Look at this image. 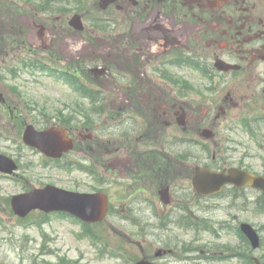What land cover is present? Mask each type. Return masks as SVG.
<instances>
[{
  "label": "rangeland",
  "instance_id": "rangeland-1",
  "mask_svg": "<svg viewBox=\"0 0 264 264\" xmlns=\"http://www.w3.org/2000/svg\"><path fill=\"white\" fill-rule=\"evenodd\" d=\"M45 17L46 15L40 14L38 20ZM27 34L28 42L26 44L18 41L17 35L13 31L9 35L3 30L0 31V65L3 68L17 66L18 60L27 52L32 54L31 60L49 62L63 69L69 67L68 61H53L50 54H46L45 51L35 46L31 41L33 38L31 29ZM5 65L7 66L5 67ZM262 69H264V64ZM1 75L4 76L5 83L10 85V88L6 89L0 85L2 98L5 100L6 106L10 105V107L7 108L1 103L2 101L0 102V153L13 158L19 168L15 178H7L0 174V264H129V260L140 256L136 245H128L126 234L124 236L113 234V229L106 223L94 226V230L100 231L98 234L103 237L104 243L112 249H116L118 244L120 246L121 243H124L128 253L124 257L115 255L113 252L106 253L103 250L105 244L101 245L103 242L94 244L88 237L83 236L79 224L58 218L52 213L50 220L43 223L42 226L35 223L23 225L10 206V198L23 190L47 184L82 192L102 190L109 194L113 204L111 215L152 214L151 208L130 204L135 202L137 191L129 189L132 186L144 187L158 194L157 198L160 199L159 193L168 194L166 190L170 186V191L175 188L172 199H175L176 203L179 198L186 197L188 192H194L191 179L194 176V167L198 164V155L203 162L206 160L217 162V166L221 169L233 166L245 167L264 174V90L259 88L262 80L256 79L255 76L252 79L253 83H238L239 80L245 79L244 76L238 79L219 77L208 81L200 78L196 71L188 68L181 70L169 65L162 68L160 75L162 79H152L153 83L146 81L148 79L146 77L144 80L140 79L139 94L106 95L107 98L122 97L124 103L128 102L139 107L143 105L141 104L143 101H148L149 105H158L164 100L172 103L186 102L192 113L195 114L191 118L188 134L198 137L201 141L193 143L192 147H189V143L182 139L183 131L180 126L154 125L152 128L156 135L162 136L161 140L168 134L177 136L178 142H180L177 143L178 147L183 154H187L185 158L183 155L182 161L179 159L175 161L172 155L167 158L157 154L153 155L152 150H144L141 143L139 145L133 143L138 154L131 151L125 153L123 166L120 167V170L115 171L109 169V163L103 157L104 151L114 152V147L105 142L106 139L97 134L91 136L86 142L80 139L78 147L63 156L62 162L67 164L82 161V163L89 164L99 173V176L94 180L81 172L60 169L51 166V164L45 165L47 157L26 146L22 139L26 124L31 120L39 129H47L53 125L65 126L66 124L60 125L57 122V115H61L62 118H72L78 112L79 114L87 112V110H91L87 102L81 101L80 97L74 94L65 83L47 76L39 75L36 78L33 75H25L21 79L13 81L4 69L1 71ZM171 81L181 84L185 81L188 86V97L184 92H176L173 87L179 88L180 86L170 85ZM230 85L234 87L233 94H235L232 96L235 100L231 104H238V106L229 110L227 114H222L220 109L211 108V101H217L222 91H225L224 88ZM106 96L100 95L97 102L101 103ZM181 98L183 99L181 100ZM144 108L148 109L145 106ZM218 112L220 115H217ZM147 115L143 116L145 122ZM96 117L97 114L92 113V118ZM149 118L153 120V116L150 115ZM242 119L245 120L242 121ZM97 121L99 120L97 119ZM242 123H247L250 126L252 134L247 132ZM205 127L214 131V139H206L201 136ZM76 128L84 131L80 126H76ZM148 128L146 126L139 128V133L145 134V142H147ZM173 138L171 135V139ZM148 142L151 141L148 140ZM129 145L131 146L132 143ZM113 167L116 168L115 165ZM105 180H107L106 183H104ZM183 187L186 188V192L182 191V194H177ZM245 194L250 198L248 208L242 210L241 208L245 207L242 203L246 198ZM234 196V192L227 190L222 196L207 200L208 205L217 204L219 206L217 209L207 211V215L212 217L208 220L209 225L215 222V218L222 221L224 218H228V215L231 220L234 219L235 225L244 221L250 222L258 228L261 234L262 247L252 251L246 242L234 234L217 238L206 231L200 232L202 241L194 243V235L189 232V229L187 232L172 229L171 240L181 236L182 242L193 243L195 246L192 251L188 249L182 252L177 249L176 256L167 253L168 258L172 260L170 264H242L238 259L212 262L206 258L201 261L195 259L198 249L204 242L209 244L208 247L211 249L224 246L226 249L230 248L232 251L244 252L252 257L260 258L264 262V210H262L264 195L258 190H248L243 193L236 192V198H233ZM221 198H225V200ZM159 202L158 205L161 208L156 207V214H168V209L172 205L168 203V208ZM230 203L231 205L228 207ZM196 204L195 201L190 207ZM105 220L107 221V218ZM32 221H41V211L33 212L27 222ZM173 232H177L179 236ZM140 233L139 241L143 240L145 250L151 252L156 247L157 251L161 247V244L155 245V241H149L151 239H147V233L144 230H140ZM162 248L165 247L162 245ZM155 263L166 264V261L158 257Z\"/></svg>",
  "mask_w": 264,
  "mask_h": 264
},
{
  "label": "flooded vegetation",
  "instance_id": "flooded-vegetation-1",
  "mask_svg": "<svg viewBox=\"0 0 264 264\" xmlns=\"http://www.w3.org/2000/svg\"><path fill=\"white\" fill-rule=\"evenodd\" d=\"M40 14L46 15L41 22L38 20ZM75 14L81 15L83 30L71 27L69 22ZM89 16L94 19L89 20ZM107 18L120 23L100 21ZM29 29L35 46L50 54L53 61H68L69 72L86 84L87 104L91 107L87 110L89 118L94 113L92 93L105 96L139 94L140 79L146 77L150 83L154 82L152 79H162L164 62L172 60L200 63L213 78L233 79V74H239V78L244 76L246 82L253 83L255 76L262 80L264 90V0H0V31L8 35L13 31L18 41L27 44ZM220 61L236 64L239 68L219 71L216 63ZM170 85H173L172 81ZM173 88L187 97L185 81L179 88ZM232 88V85L224 88L218 100L211 101L224 114L238 106L231 104L235 100ZM123 100L119 96H106L99 106L98 124L115 128L114 132L106 130L110 138L105 141L114 147V152L104 151L103 154L109 169H114L112 166L115 165L116 170H120L128 151L138 154L133 143L145 142V134L139 133L141 126L149 127L147 142L162 141V136L156 135L152 128L157 124L180 126L184 140L191 136L189 124L195 114L186 102L164 100L158 105H149L148 101H143L139 107ZM144 115L148 116L146 122ZM182 121L184 125H180ZM166 138L170 141L178 139L175 134ZM151 153L165 158L172 155L170 151L152 150ZM129 190L137 191L135 202L130 204L146 206L153 211L152 214L116 215L118 234L127 235L128 245L139 246L140 256L129 263L141 258L155 263L161 255L160 259L170 264L172 260L167 253L176 256L177 249L186 250L177 232L173 233L179 238L170 239L174 229L187 232L185 220L173 216L179 220L172 222L171 215L156 214L154 207L159 199L155 192L134 186ZM179 201L182 204L181 198ZM169 203L174 205L175 199L171 197ZM145 227L153 231L157 228L160 235L165 233L160 230L166 228L169 234L166 240L155 241V245L161 244L157 251L156 247L151 252L145 250L144 245L134 239L140 234L139 228ZM121 249L126 251L124 243H121ZM159 251L161 254L157 256Z\"/></svg>",
  "mask_w": 264,
  "mask_h": 264
},
{
  "label": "water",
  "instance_id": "water-1",
  "mask_svg": "<svg viewBox=\"0 0 264 264\" xmlns=\"http://www.w3.org/2000/svg\"><path fill=\"white\" fill-rule=\"evenodd\" d=\"M25 140L52 156H61L73 146V142L65 136L64 130L54 128L37 132L30 126L25 134ZM13 169L15 167L9 159L0 155V170L11 173ZM228 182L239 186L253 185L264 190V177L237 168L230 169L228 174L198 169V178H195V186L204 193L219 191ZM12 203L16 213L21 216H25L32 208L39 207L47 211L67 210L88 221L101 220L107 207L102 194L76 195L51 186L16 196ZM243 230L251 238L254 246H258L259 236L255 229L249 224H243Z\"/></svg>",
  "mask_w": 264,
  "mask_h": 264
}]
</instances>
